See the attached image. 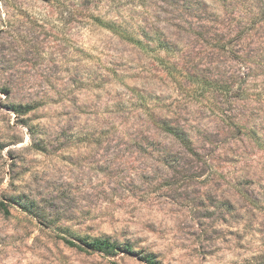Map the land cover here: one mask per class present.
Instances as JSON below:
<instances>
[{
    "label": "rangeland",
    "instance_id": "374dc122",
    "mask_svg": "<svg viewBox=\"0 0 264 264\" xmlns=\"http://www.w3.org/2000/svg\"><path fill=\"white\" fill-rule=\"evenodd\" d=\"M0 202V264H264V0H0Z\"/></svg>",
    "mask_w": 264,
    "mask_h": 264
},
{
    "label": "trees",
    "instance_id": "16d2710c",
    "mask_svg": "<svg viewBox=\"0 0 264 264\" xmlns=\"http://www.w3.org/2000/svg\"><path fill=\"white\" fill-rule=\"evenodd\" d=\"M193 6H190V7L193 9ZM166 128H168V127H166ZM166 132H170V133L174 134L173 131H170V130H166ZM0 210L3 211L5 214H9L8 206L3 202H0ZM67 242H68V244H70L72 246H78L73 242H70V241H67ZM83 242H84L85 246L88 247L90 250H92L94 252L105 253L107 255L112 254L113 252H115L119 248L115 242H111L109 239H103V238L92 239V240H84ZM128 250L132 251V249H130V248ZM142 258H143V260H145L149 264H160L158 261H156L151 256H144Z\"/></svg>",
    "mask_w": 264,
    "mask_h": 264
}]
</instances>
